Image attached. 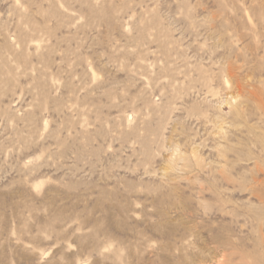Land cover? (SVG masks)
<instances>
[{"label":"rangeland","instance_id":"1","mask_svg":"<svg viewBox=\"0 0 264 264\" xmlns=\"http://www.w3.org/2000/svg\"><path fill=\"white\" fill-rule=\"evenodd\" d=\"M0 264H264V0H0Z\"/></svg>","mask_w":264,"mask_h":264}]
</instances>
